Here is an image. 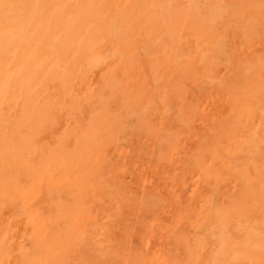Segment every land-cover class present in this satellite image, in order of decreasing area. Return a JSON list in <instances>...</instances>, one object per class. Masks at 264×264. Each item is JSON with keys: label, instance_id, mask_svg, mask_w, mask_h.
Segmentation results:
<instances>
[{"label": "bare ground", "instance_id": "obj_1", "mask_svg": "<svg viewBox=\"0 0 264 264\" xmlns=\"http://www.w3.org/2000/svg\"><path fill=\"white\" fill-rule=\"evenodd\" d=\"M0 264H264V0H0Z\"/></svg>", "mask_w": 264, "mask_h": 264}]
</instances>
